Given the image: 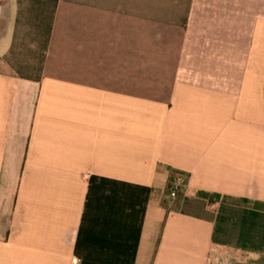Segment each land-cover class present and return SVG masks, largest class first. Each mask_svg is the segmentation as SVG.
I'll use <instances>...</instances> for the list:
<instances>
[{
    "label": "crops",
    "instance_id": "1",
    "mask_svg": "<svg viewBox=\"0 0 264 264\" xmlns=\"http://www.w3.org/2000/svg\"><path fill=\"white\" fill-rule=\"evenodd\" d=\"M72 259L264 264V0H0V264Z\"/></svg>",
    "mask_w": 264,
    "mask_h": 264
},
{
    "label": "built area",
    "instance_id": "2",
    "mask_svg": "<svg viewBox=\"0 0 264 264\" xmlns=\"http://www.w3.org/2000/svg\"><path fill=\"white\" fill-rule=\"evenodd\" d=\"M184 182L179 175L172 178L167 188V198L173 200L177 197L180 191L184 190ZM71 264H78L77 259H72Z\"/></svg>",
    "mask_w": 264,
    "mask_h": 264
}]
</instances>
